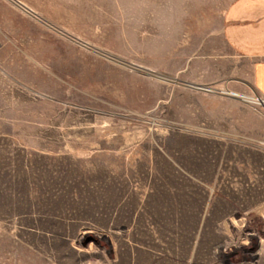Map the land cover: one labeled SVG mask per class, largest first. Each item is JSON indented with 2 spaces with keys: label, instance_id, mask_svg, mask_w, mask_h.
<instances>
[{
  "label": "rangeland",
  "instance_id": "1",
  "mask_svg": "<svg viewBox=\"0 0 264 264\" xmlns=\"http://www.w3.org/2000/svg\"><path fill=\"white\" fill-rule=\"evenodd\" d=\"M232 1L0 0V264H264Z\"/></svg>",
  "mask_w": 264,
  "mask_h": 264
},
{
  "label": "crops",
  "instance_id": "2",
  "mask_svg": "<svg viewBox=\"0 0 264 264\" xmlns=\"http://www.w3.org/2000/svg\"><path fill=\"white\" fill-rule=\"evenodd\" d=\"M222 20L225 45L234 55L252 62L249 81L264 97V0H233Z\"/></svg>",
  "mask_w": 264,
  "mask_h": 264
},
{
  "label": "built area",
  "instance_id": "3",
  "mask_svg": "<svg viewBox=\"0 0 264 264\" xmlns=\"http://www.w3.org/2000/svg\"><path fill=\"white\" fill-rule=\"evenodd\" d=\"M207 88H202V89H205V90H208L209 92H221V93H224V94H233V95H239L238 93H235V92H232V91H230V90H228V89H226V87L225 88H218V87H212V86H206ZM201 88V87H200ZM240 96H242V95H240ZM251 99H253L254 100V102H256V103H260V104H262V105H264L263 103H264V97H262V96H256V97H251ZM261 101H263V103H261ZM261 144L264 146V135H263V137H262V139H261Z\"/></svg>",
  "mask_w": 264,
  "mask_h": 264
},
{
  "label": "bare ground",
  "instance_id": "4",
  "mask_svg": "<svg viewBox=\"0 0 264 264\" xmlns=\"http://www.w3.org/2000/svg\"><path fill=\"white\" fill-rule=\"evenodd\" d=\"M200 87H202V88H206L205 86H203V85H199ZM239 94V93H238ZM241 95V94H240ZM237 97H240V96H237ZM245 99V98H244ZM250 101V100H249ZM261 103H263V101H261ZM264 104V103H263Z\"/></svg>",
  "mask_w": 264,
  "mask_h": 264
}]
</instances>
